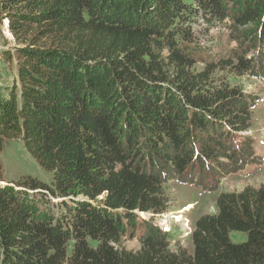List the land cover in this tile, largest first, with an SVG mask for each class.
<instances>
[{"label":"trees","instance_id":"16d2710c","mask_svg":"<svg viewBox=\"0 0 264 264\" xmlns=\"http://www.w3.org/2000/svg\"><path fill=\"white\" fill-rule=\"evenodd\" d=\"M4 20L18 82L0 89V156L20 138L53 179L6 181L0 157V264H264V187L220 193L193 252L143 217L165 210L167 182L255 161L241 134L255 96L210 70L264 79V0H0ZM195 23L224 27L236 48L213 59L206 47L194 69Z\"/></svg>","mask_w":264,"mask_h":264},{"label":"rangeland","instance_id":"374dc122","mask_svg":"<svg viewBox=\"0 0 264 264\" xmlns=\"http://www.w3.org/2000/svg\"><path fill=\"white\" fill-rule=\"evenodd\" d=\"M200 21V20H199ZM193 31L200 40L202 54L197 53L194 69L203 70L204 63L201 59L206 56V47L215 51L213 59L217 58V51L224 53L231 47L236 48V43L231 42L228 30L224 27L211 28L208 25H192ZM202 32H206L202 35ZM204 37V39L201 37ZM12 35L8 29V21H0V89L7 88L18 82L17 64L2 56V51L14 47ZM219 51V52H220ZM208 55V53H207ZM252 56L249 50L248 57ZM211 57V54L209 55ZM240 72V71H239ZM233 68L220 63L210 70V78L216 83H225L239 89L248 96H255V105L251 109V122L247 131L241 133L249 137L253 142L255 161H251L243 170L221 175L220 178L207 177L197 169V177L194 175L193 182H180L172 180L163 185L165 197V210L161 213H149L144 219L149 225L162 230L166 235L170 249L176 251L185 248L193 252L194 245L192 231L198 218L204 215L218 213L217 198L222 192H240L246 187L259 189L264 187V79L254 77L250 74H240ZM4 179L6 181H17L22 177L31 176L40 181L50 183L53 173L39 166L31 156L20 138L10 139L5 142L1 153ZM196 177V178H195ZM214 184L217 188L212 190ZM207 186V187H206ZM58 201V199H55ZM59 207V204L57 203ZM56 211H58L56 207ZM142 231L138 230L137 234ZM230 237L233 242H242L246 239L245 233L232 232ZM128 250L138 251L141 243L137 237H127L123 243ZM72 246V244H71ZM71 246L69 251H71Z\"/></svg>","mask_w":264,"mask_h":264}]
</instances>
